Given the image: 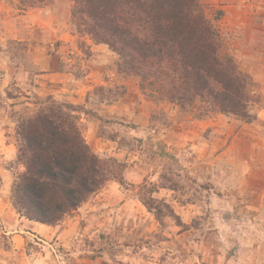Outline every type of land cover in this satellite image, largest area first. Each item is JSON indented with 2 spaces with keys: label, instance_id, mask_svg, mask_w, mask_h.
Here are the masks:
<instances>
[{
  "label": "rangeland",
  "instance_id": "rangeland-1",
  "mask_svg": "<svg viewBox=\"0 0 264 264\" xmlns=\"http://www.w3.org/2000/svg\"><path fill=\"white\" fill-rule=\"evenodd\" d=\"M202 2L254 83L251 122L150 98L76 32L68 2L23 13L0 0V205L12 214L0 264H264V0ZM49 96L78 108L91 149L125 169L54 228L20 223L12 205L16 119Z\"/></svg>",
  "mask_w": 264,
  "mask_h": 264
},
{
  "label": "trees",
  "instance_id": "trees-1",
  "mask_svg": "<svg viewBox=\"0 0 264 264\" xmlns=\"http://www.w3.org/2000/svg\"><path fill=\"white\" fill-rule=\"evenodd\" d=\"M57 2L71 4L76 32L117 54L121 72L137 76L150 98L198 119H256L251 76L226 48L220 19L207 14L202 0H13L23 13ZM7 97L19 99L10 91ZM28 104L33 108L25 106L16 119L24 171L12 185V205L26 220L57 226L110 182L122 183L125 169L91 149L78 108L51 96Z\"/></svg>",
  "mask_w": 264,
  "mask_h": 264
},
{
  "label": "crops",
  "instance_id": "crops-1",
  "mask_svg": "<svg viewBox=\"0 0 264 264\" xmlns=\"http://www.w3.org/2000/svg\"><path fill=\"white\" fill-rule=\"evenodd\" d=\"M257 116V115H256ZM104 189V188H103ZM102 189V190H103ZM6 209V208H5ZM12 214L10 213V210H4V207H2L0 205V218L3 220V222L6 224L7 227H11L12 226V223L10 221V218H11ZM25 218H22L20 219V223H22V221H27V224H34V225H39V226H43V227H48V228H54V227H51V226H46V225H42V224H39V223H35V222H32V221H29V220H24ZM62 223V222H61ZM59 225V224H58ZM36 230V229H35Z\"/></svg>",
  "mask_w": 264,
  "mask_h": 264
}]
</instances>
